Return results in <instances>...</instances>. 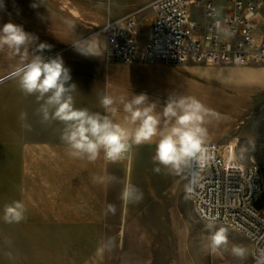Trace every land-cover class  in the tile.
Wrapping results in <instances>:
<instances>
[{
  "label": "rangeland",
  "instance_id": "1",
  "mask_svg": "<svg viewBox=\"0 0 264 264\" xmlns=\"http://www.w3.org/2000/svg\"><path fill=\"white\" fill-rule=\"evenodd\" d=\"M75 2L82 7L93 5V0ZM148 25V21L140 23L142 29ZM102 26L94 34L102 32ZM102 38L103 34L94 38L95 43L100 44ZM164 66L176 72L165 94H159L157 110L169 95L197 98L216 114L206 118L208 141L230 142L237 158L259 165L264 181V85L256 82L264 65L236 67L189 60ZM186 66L203 70L188 73ZM212 69L221 71L214 77ZM231 78L253 84L243 86L227 80ZM4 95L0 87L3 116ZM4 128L5 120L0 119V130ZM224 152L222 148L220 154ZM154 154L155 149L143 145L137 149V189L142 193L137 215L115 216L102 214L106 211L102 186L89 167L91 162L82 160L78 167H71L66 153L60 157L59 153L31 151L29 166L23 167L21 152L6 153L0 145V264H252L250 242L227 226L209 228L198 221L184 193V171L176 174L166 169L154 162ZM100 160L105 161L102 154ZM157 167L160 172L155 171ZM14 201L24 205V219L7 223L4 208ZM256 205L264 210V182ZM219 228L226 229L228 237L222 255L206 247L209 232ZM233 244L247 250L243 260L231 255Z\"/></svg>",
  "mask_w": 264,
  "mask_h": 264
},
{
  "label": "crops",
  "instance_id": "2",
  "mask_svg": "<svg viewBox=\"0 0 264 264\" xmlns=\"http://www.w3.org/2000/svg\"><path fill=\"white\" fill-rule=\"evenodd\" d=\"M152 2L153 0H93V5L86 3L82 7L75 0H3V6L0 7V26L7 22L22 25L25 31L39 38L38 42L51 45L50 51H46L45 55H61L70 71L71 82L77 86L73 93L74 106L103 113L100 106L102 95L130 98L131 93H145L150 101L157 103L161 99L159 94L164 95L167 85L173 82V73L176 71L166 68L163 63L150 64L142 59H137L133 64L107 61L103 49L104 33L102 31L94 34L107 19H117L129 14L137 15L141 24L148 21V29L153 18ZM79 9L83 13L81 16L78 15ZM202 12L200 4L194 3L190 8V16L194 21L201 20ZM101 34L103 41L100 44L95 43L94 38ZM88 39H92L93 51L99 48V56L82 54L74 48L73 44L76 43L81 51L87 52L88 47L79 42ZM17 62L18 58L10 57L7 52L0 53V87L4 89L6 104L4 116L0 115V119L5 120L4 132L3 129L0 130V145L5 147L6 153L21 152L22 166L25 167L26 163L29 166L31 151L59 153L62 157V153L68 154V146L60 138L64 125L51 120L42 123L38 112L42 101H38L35 95H26L19 90L13 76ZM185 70L188 73H199L203 69L186 66ZM218 71L221 70L212 69L210 73L216 77L215 72ZM228 72L235 76L241 75V72ZM227 80L243 86L253 84L235 78ZM256 82L264 85L263 72ZM21 114H24V119H21ZM143 146L152 150L156 144L145 143ZM138 147L133 146L126 158L119 161L101 162L100 156L89 164L95 172L96 181L102 186V208L104 210L107 205H114L115 216L137 215V200H123L121 193L129 184L137 189ZM67 156L71 167H78L82 161ZM9 159L11 160V156ZM6 160L8 163L9 160ZM59 161L61 162V158ZM57 166L61 167L62 163ZM105 215L113 214L109 212ZM215 230L212 229L209 234Z\"/></svg>",
  "mask_w": 264,
  "mask_h": 264
},
{
  "label": "built area",
  "instance_id": "3",
  "mask_svg": "<svg viewBox=\"0 0 264 264\" xmlns=\"http://www.w3.org/2000/svg\"><path fill=\"white\" fill-rule=\"evenodd\" d=\"M194 3L203 8L200 21L190 16ZM151 5L148 29L140 27L135 14L105 21L107 61L264 65V0H153ZM207 147L214 158L203 170L196 164L184 170V193L198 221L242 234L251 244L252 264H261L264 210L256 205L264 182L261 169L253 160L237 158L230 142H207Z\"/></svg>",
  "mask_w": 264,
  "mask_h": 264
},
{
  "label": "clouds",
  "instance_id": "4",
  "mask_svg": "<svg viewBox=\"0 0 264 264\" xmlns=\"http://www.w3.org/2000/svg\"><path fill=\"white\" fill-rule=\"evenodd\" d=\"M2 6L3 0H0ZM38 41L39 38L25 31L22 25L7 22L0 26V53L7 52L10 57L18 58L13 76L19 90L42 101L38 109L42 123L51 120L64 125L60 138L68 146L70 157L94 162L102 154L106 161L116 162L126 158L133 146L155 142L154 162L176 174L193 164L203 170L214 158L207 147L205 123L207 117L216 114L197 98L169 95L158 111L157 103L150 101L145 93H131L130 98L102 95L103 113L77 108L73 96L77 86L71 82L62 56L45 55L51 45ZM79 43L85 44L88 51H81L74 43L77 51L99 56V48L92 49V39ZM160 170V167L155 168L156 172ZM121 198L139 200L142 193L129 184L123 189ZM24 211V205L14 201L5 206L3 218L7 223H19L24 219ZM109 212L115 214L114 205H107L105 214ZM227 245L226 229L219 228L211 233L206 247L222 255ZM230 252L239 260L247 255V250L236 244L231 246Z\"/></svg>",
  "mask_w": 264,
  "mask_h": 264
},
{
  "label": "bare ground",
  "instance_id": "5",
  "mask_svg": "<svg viewBox=\"0 0 264 264\" xmlns=\"http://www.w3.org/2000/svg\"><path fill=\"white\" fill-rule=\"evenodd\" d=\"M234 152V151H233Z\"/></svg>",
  "mask_w": 264,
  "mask_h": 264
}]
</instances>
